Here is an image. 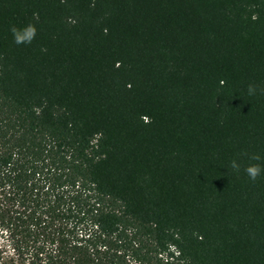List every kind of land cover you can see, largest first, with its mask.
Segmentation results:
<instances>
[{
    "label": "trees",
    "instance_id": "trees-1",
    "mask_svg": "<svg viewBox=\"0 0 264 264\" xmlns=\"http://www.w3.org/2000/svg\"><path fill=\"white\" fill-rule=\"evenodd\" d=\"M0 264H264V0H0Z\"/></svg>",
    "mask_w": 264,
    "mask_h": 264
},
{
    "label": "clouds",
    "instance_id": "clouds-1",
    "mask_svg": "<svg viewBox=\"0 0 264 264\" xmlns=\"http://www.w3.org/2000/svg\"><path fill=\"white\" fill-rule=\"evenodd\" d=\"M10 31L12 33L13 40L16 44H29L32 42L35 33H36V28L32 24H26L20 27L12 26L10 28ZM252 92V88L249 87V93ZM253 160H259V156L253 155L251 157ZM231 167L232 168H237L238 165L236 161L231 162ZM249 179L255 180L258 175H260L262 171V167L259 163L257 164H250L246 169H245Z\"/></svg>",
    "mask_w": 264,
    "mask_h": 264
}]
</instances>
